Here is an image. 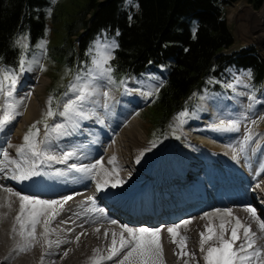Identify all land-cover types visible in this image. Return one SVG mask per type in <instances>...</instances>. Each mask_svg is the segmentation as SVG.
<instances>
[{"label": "bare ground", "instance_id": "bare-ground-1", "mask_svg": "<svg viewBox=\"0 0 264 264\" xmlns=\"http://www.w3.org/2000/svg\"><path fill=\"white\" fill-rule=\"evenodd\" d=\"M240 10L255 28L253 40H264L261 33L264 9L253 13L245 3H240L234 6L232 16L236 17ZM32 89L31 79H19L14 92L19 114L0 130V153L7 152L9 158L18 161L24 169L35 164L36 172L27 179H14L13 175H18L13 171L14 164L0 168V264H91L93 250L98 249L99 256H107L112 233L117 234L118 240L123 226L160 228L161 264H185V261L187 264H205L199 244L200 233L205 231L206 225L219 232L221 222L230 227L236 223V218L255 234L254 247L261 248L264 256V231L259 228V224L264 223V140L244 143L241 152L239 140L242 135L234 136V133L226 144L223 142L225 146L201 141L202 146L196 144L194 135H190V142L197 145L194 151L202 155H168L163 149V158L151 162L140 153L146 142L138 139L137 127L140 125L137 120L121 110L101 114V105L94 103L91 108L96 118L84 119L83 127L77 126L76 130L68 131V135H58L55 141H59L51 147V152L42 155V160L32 159L25 163V157L17 155V148L22 145L25 125L42 112L37 96H29ZM125 101L130 105L138 103L134 94ZM208 115L215 120L221 118L215 107L205 116ZM104 117L109 124L101 126L99 120ZM205 122L207 124V119L202 118L198 124ZM225 128L223 134L228 137L232 131ZM214 137L222 140L216 133ZM185 149L180 150L190 153ZM218 151L220 153L216 155ZM65 153L72 155L64 160ZM47 156L53 159H47ZM113 157L115 162L109 164ZM97 160L102 161L108 172L116 168V175L124 182L112 188L113 180L109 178V184L98 191L97 183L102 182L103 174L85 173L70 167H90ZM0 161H3L2 155ZM21 196L59 202L48 209L51 215L38 218L34 239L26 238V233L22 237L20 225L16 223ZM65 197L71 199L64 201ZM247 207L259 208L256 218L250 216ZM226 210H230L231 215H227ZM182 221L190 223L181 224ZM177 224H181L177 229L179 235L188 238L186 251L194 255L177 257L180 249L171 242L167 232L169 227ZM25 227L31 230L30 225ZM46 228L47 235L44 234ZM124 235L127 237V233ZM238 235L243 237L242 228ZM229 236L230 232H226L225 238ZM209 243L214 245L216 242ZM207 247L208 244L205 250ZM123 254L121 252L103 264H118Z\"/></svg>", "mask_w": 264, "mask_h": 264}, {"label": "trees", "instance_id": "trees-1", "mask_svg": "<svg viewBox=\"0 0 264 264\" xmlns=\"http://www.w3.org/2000/svg\"><path fill=\"white\" fill-rule=\"evenodd\" d=\"M236 1L84 0L66 22L61 42L50 46L51 52L54 49L50 55L60 56L69 68L79 67L88 64L93 41L105 37L117 45L109 64L112 77L162 73L163 84L152 105L154 124L162 136L171 116L188 115L198 110L200 98L228 91L225 84L233 73L248 71L252 91L263 86L264 60L253 46L224 52L233 37L222 7ZM246 1L254 9L264 3ZM51 7V0H0L1 67L17 73L22 56L26 63L34 57L45 37L46 11ZM176 138L171 140L174 145Z\"/></svg>", "mask_w": 264, "mask_h": 264}, {"label": "rangeland", "instance_id": "rangeland-1", "mask_svg": "<svg viewBox=\"0 0 264 264\" xmlns=\"http://www.w3.org/2000/svg\"><path fill=\"white\" fill-rule=\"evenodd\" d=\"M83 1L84 0H51L52 7L46 11L47 19L45 37L43 40L38 42L37 48L35 49L36 54L33 55L34 57L29 58L25 64V67H30L31 70L17 72L18 81L19 79L25 77L32 80L33 92L30 91L29 96L36 95L37 99L41 102L42 107V112L38 115V118H35L34 121L32 119L31 122H29L30 124L28 123L25 125L23 136L28 132L31 125L37 121H44L43 123L37 124V128H39L40 131L39 135L34 137V142L38 145V149L41 154L34 157L32 156L31 151L26 148V155L23 156V158L25 157L24 159L22 158L23 160H42V155L52 151L51 147L59 141V139L58 141L55 140L62 133H66V135H68L70 134L69 132L76 130L77 126L80 125L83 127L84 119H87L86 121H90V117L96 118L94 116V110L91 108L94 103L101 105L100 107L103 109L100 111L101 114L110 112L113 109L118 112L121 110L128 112L130 117H134L137 120L138 125H140L137 127V132L139 134L138 139L146 142L140 153L143 157L145 156V158H150L151 162L156 158H163V149H166V153L168 155L196 157V153H199V151H194L197 147L196 144H201V141H206L217 146H225L226 142L232 138L234 133V136L242 135L239 140L241 143L244 142L245 137L249 135L251 136V139L247 141L249 143L264 140V82L258 92L252 91L248 71H238L231 74L225 84L229 90L224 92L221 96H215L213 98H200L196 104L198 110H194L190 114L181 117L180 120L176 119L180 112L171 116L172 118L170 117V121L165 124L163 135H159L160 137L157 133V126L154 124V120L156 118L155 113L152 110V105H154L157 94L163 84L162 79L164 76L162 73L159 74V77L153 74H144L138 78L126 79L120 76L119 78L112 77L111 75L113 82H109L107 79L94 80L93 87L95 88L96 94L91 96L88 102L81 107V111L83 112L85 118L73 117V120L69 121L66 117L60 116L59 113L64 111V104L67 103L69 99H73L75 95V93L69 92V85H81L92 79V75L94 74H90L89 69L92 68L93 57L97 54V44H111L113 42L111 39L106 40L105 37H99L94 40L88 51V64H80L79 67H77L76 64H73L71 68H69L62 64L60 56L54 55L53 57L50 55L54 52V49H52L51 52L53 45L59 44L62 40V36L64 34L63 28L66 22L71 17V14L79 9L80 4ZM240 3H245L251 11H254L253 13H258L264 9V3L259 8L254 9L246 0H237L236 2L222 7L227 26L233 37L232 46L224 52L237 50L243 46L251 45L254 47L257 55L264 60V40H253V36L256 34L255 28H253V24L246 19L244 11L240 10L236 17L232 16L234 6ZM52 12L57 15L53 17ZM109 64L110 61L108 62V66ZM41 66L43 67V70H41ZM77 76H80L83 79L77 81ZM228 85H232V87H228ZM148 91H151L152 95L146 96L142 94ZM105 92L108 93L107 97L104 95ZM133 94L136 96L138 103L130 105L125 101V99ZM50 96L54 100H52L51 103V109L54 115L45 119V113L48 110V100ZM16 98L17 97L13 95L12 99L16 101ZM0 101H2V98H0ZM214 107L219 115H221V118L218 120L209 118V115L205 116L208 113L210 114V108ZM249 110H251V113L248 112ZM0 115H2V110H0ZM79 118L81 121L78 120ZM202 118L207 119L208 122L207 124L205 122L203 125L199 126V120ZM103 119L104 120H99V125L103 126L104 124L106 125V123L109 124L106 117ZM231 122H236L238 124L237 129H234V131L228 127ZM45 124L48 126L47 138L45 136ZM56 124L63 125L59 132L52 130L53 126ZM221 125H223V132L221 130H214ZM195 126H199V128L197 127L198 129L190 130ZM225 127L228 129L227 131H232V134L228 137L223 134L226 131ZM215 133L216 135L221 136L222 140L213 139L215 138ZM190 135H194V139H197L196 144L190 142L188 139ZM174 137H177L175 145L171 143V140ZM22 139L20 143L24 144V140L22 141ZM150 142H155V147H151ZM223 142H225V144H223ZM201 145L203 146V144ZM149 148H151L150 151L147 150ZM182 148H186L185 150L188 149L187 151H190V153H183L181 151ZM205 150L206 149L204 148V151ZM239 151L241 150L239 149ZM219 153L220 151H218L216 155H219ZM34 163L35 162L33 161V164Z\"/></svg>", "mask_w": 264, "mask_h": 264}, {"label": "snow or ice", "instance_id": "snow-or-ice-1", "mask_svg": "<svg viewBox=\"0 0 264 264\" xmlns=\"http://www.w3.org/2000/svg\"><path fill=\"white\" fill-rule=\"evenodd\" d=\"M119 35V33H117ZM21 42L18 40L17 44ZM26 47V45H22ZM42 46V45H41ZM97 54L93 57L92 68L89 69L92 79L87 82L77 85L70 84L69 92L75 93L73 99H69L67 103L64 104V111L60 112L59 115L66 117L69 121L73 120V117L85 118L83 112L81 111L82 105L88 102L89 98L95 95V88L93 87V81L97 79H107L109 82L112 81L111 73L112 68L108 66V62L114 57L111 54V50L117 47L113 41L111 44H97ZM26 61L21 57L19 61V71H30V67H25ZM41 70L43 67L41 66ZM80 76L76 77L77 81L82 80ZM18 82V75L14 70H10L5 67H0V110H2V115H0V130H2L7 124L15 119L16 115L19 113L16 111L17 103L12 99L15 88ZM123 83V82H122ZM232 87V85H228ZM127 90V89H126ZM143 95H152L151 91L142 93ZM67 95V93H66ZM105 97L108 93H104ZM53 98L50 96L48 100V110L45 113V119L52 117L54 115L51 109V103ZM186 113H179L176 117L180 120L181 117L185 116ZM44 121H37L30 126L28 132L24 135V144L17 148V155L24 156L26 148L31 151L32 156H39L40 150L38 145L34 142V137L39 135V128L37 124L43 123ZM63 127L61 124H56L53 126V131L59 132ZM229 129H237L238 124L236 122H231L229 124ZM47 124H45V136L47 138ZM214 130H224L223 125ZM251 136H246L245 141L241 144V152L244 151V143H246ZM151 147H155V142H150ZM148 151L151 148L147 149ZM3 157V161H0V168L8 167L10 165H15L13 170L18 175H13L14 179H27L31 175H35L34 165L24 169L21 164L9 158L7 152L0 153ZM72 153H65L63 159L66 160ZM47 159H53L51 156H47ZM6 162V163H5ZM115 162V157L111 158L108 163L113 164ZM139 162V161H137ZM27 163V161H25ZM78 171L85 173L97 172V174H103L104 179L102 182L97 183V190L99 191L102 187L109 184V178L113 180L111 183L112 188H116L119 184L124 181L119 179L116 175L117 169L113 168L111 172H108L103 168L102 161L97 160L95 164L90 167L80 166L77 168L76 165H71ZM95 178V177H93ZM20 199V211L16 217V223L20 225L22 237L34 239L35 238V226L38 223V218L42 215H51L48 212L53 205L58 204V201H46V200H36L27 196H21ZM71 199V197H65L64 201ZM92 198L89 197V200ZM246 211L250 214L252 218H256V212L252 207H247ZM227 215H231L230 210H226ZM54 218V216L52 217ZM47 224L48 221H45ZM115 223V221H112ZM190 221H182L181 224H188ZM30 225L31 230H28L25 225ZM181 224L169 227L167 232L171 238V242L176 244L180 252L176 253L177 257L194 255L186 251L187 237L179 235L177 229L181 227ZM243 229V237L238 235V230ZM259 228L264 231V223L259 224ZM15 230V229H14ZM48 229H45V235H47ZM230 232V236L226 239L225 233ZM124 233H127L125 237ZM161 229H149V228H138L133 229L127 226L122 227V231L119 234V239L117 240V234L112 233L111 245L108 248L107 256H99V250H93V257L91 258V264H103L104 261H110L113 257L120 255L123 252V257L120 259L118 264H161L162 257V245H161ZM108 233L105 232V237ZM255 234L251 232L250 228L243 225L238 218H236V223L230 227H226L225 223L221 222L219 225V232H216L214 227L211 225L205 226V231L200 233V250L203 254V261L205 264H264V256H262V250L259 247H254L255 245ZM79 239V237H77ZM210 241H215L216 243L210 244ZM237 241H240L237 245ZM208 244L205 250V245ZM234 245H236L234 247ZM30 246V245H29ZM24 250V249H21ZM66 254V253H65ZM187 264V261H185Z\"/></svg>", "mask_w": 264, "mask_h": 264}, {"label": "water", "instance_id": "water-1", "mask_svg": "<svg viewBox=\"0 0 264 264\" xmlns=\"http://www.w3.org/2000/svg\"><path fill=\"white\" fill-rule=\"evenodd\" d=\"M261 26H262V36L264 38V15L261 18Z\"/></svg>", "mask_w": 264, "mask_h": 264}]
</instances>
